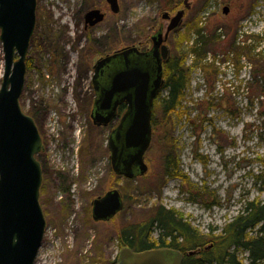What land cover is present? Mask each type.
Wrapping results in <instances>:
<instances>
[{
  "label": "rangeland",
  "instance_id": "1",
  "mask_svg": "<svg viewBox=\"0 0 264 264\" xmlns=\"http://www.w3.org/2000/svg\"><path fill=\"white\" fill-rule=\"evenodd\" d=\"M165 2L118 0L113 14L105 0H36L40 36L29 44L20 97L24 113L33 114V105L45 109L33 114L43 141L39 202L45 219L35 264H113L119 237L147 224L159 206L202 235H218L247 201L264 200V0H185L188 9L168 43L173 57L185 55L189 84L181 108L169 116L159 105L166 91L154 101L141 177L113 174L107 132L89 127L77 111L90 93L91 74L89 58L83 56V65L77 58L89 52L95 59L148 39L159 23L167 25L164 12L173 16L184 8V0H173L170 10ZM91 6L101 7L105 18L84 31L77 21ZM3 67L0 42V84ZM168 161L175 176L164 172ZM109 188L119 190L123 208L109 221H93L91 202ZM156 233L149 241L157 242ZM245 257L239 253L243 264Z\"/></svg>",
  "mask_w": 264,
  "mask_h": 264
},
{
  "label": "water",
  "instance_id": "2",
  "mask_svg": "<svg viewBox=\"0 0 264 264\" xmlns=\"http://www.w3.org/2000/svg\"><path fill=\"white\" fill-rule=\"evenodd\" d=\"M106 2L112 13L119 12L118 0ZM185 7L188 8V5L185 4ZM228 10L224 7L223 13H228ZM183 14V9L171 17L168 12L162 14L163 19H169L167 33L181 24ZM84 17L86 24L92 26L102 21L104 15L99 9H91ZM35 22L36 0H0V42L4 59L0 84V264H35L45 231L39 202L42 169L36 158L41 151L42 140L33 118L24 113L20 105L27 71L26 56ZM160 35L153 36V40L157 38L160 42ZM158 43L154 44V50ZM134 50V47L124 48L120 52L121 57ZM115 56L100 60L98 65ZM148 79L145 73L124 68L115 75L111 88L103 96L106 105H101L107 108L115 94L126 93L123 100L128 103L125 115L128 122L123 144L118 150L112 139L109 150L113 171L127 179L134 178L136 171L133 167L141 175L147 170L144 153L151 142L152 99L160 80L158 77L148 93ZM101 117L105 123L111 119L112 113ZM119 134H115L116 139ZM118 159H122V164ZM122 208L119 191L111 189L92 201L91 217L94 221H107ZM180 259L179 253L165 248L135 252L129 247H122L116 264H179Z\"/></svg>",
  "mask_w": 264,
  "mask_h": 264
},
{
  "label": "trees",
  "instance_id": "3",
  "mask_svg": "<svg viewBox=\"0 0 264 264\" xmlns=\"http://www.w3.org/2000/svg\"><path fill=\"white\" fill-rule=\"evenodd\" d=\"M164 9H173V0H165ZM39 25V24H38ZM37 25V28H38ZM35 32L32 38L40 32ZM31 38V40H32ZM30 40V41H31ZM200 42V38L196 40V45ZM32 44V42H31ZM185 55L178 53L165 65V83L163 90L166 95L160 101V109L164 116H169L181 108L184 92L189 84L190 67L186 68ZM29 62V61H28ZM27 62V67L30 64ZM33 114L41 115L45 109L40 105H34L32 109ZM31 110V111H32ZM29 114L35 121L36 115L33 116L32 112ZM41 157V152L36 156L37 160ZM166 159H170L167 157ZM42 171L44 166H42ZM170 163L166 162L164 172L167 176H175L173 171H169ZM60 179L67 180V178L58 173ZM258 178V176H256ZM264 182V177L261 178ZM155 227L160 231L163 236L157 239V242L166 241L169 234L175 236L182 235L184 242L182 243L184 251L195 250L198 247H203L206 243H212V249L203 251L198 255L190 254L186 256L184 264H243L239 258V253H246L247 264H264V200L263 201H247L238 215L224 225L218 235L213 234H200L195 228L183 220L173 209H165L164 207H157L153 216L149 219L147 224L142 227L133 226L130 231L124 232L119 237L121 245H129L134 250L140 248H150L154 243L149 241L146 233L150 231L151 227ZM133 229V230H132ZM212 231V228L210 229ZM255 232L254 235H251ZM161 243V244H162ZM115 260L112 261L114 264Z\"/></svg>",
  "mask_w": 264,
  "mask_h": 264
},
{
  "label": "flooded vegetation",
  "instance_id": "4",
  "mask_svg": "<svg viewBox=\"0 0 264 264\" xmlns=\"http://www.w3.org/2000/svg\"><path fill=\"white\" fill-rule=\"evenodd\" d=\"M105 2H106V0H105ZM107 5H108V3H107ZM108 7H109V5H108ZM184 8H183V10L185 12V10L188 9L185 7V4H184ZM91 9H99L104 15L103 20L105 18V12L102 11L101 7H99V6L98 7L97 6H91V8L87 7V9L83 12V14L81 16H79V21H77L78 23H80L82 25V29L84 31L91 30L93 27H95L97 24H99L100 22L103 21L102 20V21H100V22H98L92 26H90L89 24H86L84 16H85V13ZM113 14H117V13H113ZM76 19H75V21H76ZM164 21H166L167 25L164 26L163 23H159L158 27L148 37V39H145V38L144 39H142V38L137 39L136 44L127 45V46H124L121 48H115L113 50H110V51L104 53L103 55L98 56L95 59L93 58L94 56H92V54L91 55L89 54V52H87L85 55H82L81 57L77 58V63H79L81 65L85 64L83 62L84 61L83 56H87L89 58V64H90V68H91L90 73L91 74L89 76L90 93L83 95V97L81 99L82 101H80V103L76 109H77V111H80V112L82 111L83 115L86 117L87 123L90 125L89 127L96 130L98 133L100 131L101 132H103V131L107 132L106 147H107V150L109 153L107 161L109 163V166H110L113 174L116 175L117 177H121L124 179H126V178L122 174L119 175L113 171V166H112L111 159H110L109 142H110V140L114 139L115 146H117L118 150L119 149L121 150V147L123 144V133L125 131V128L127 127V122H128V120L125 119V115L128 111V103H126L123 100L124 97H126V93L115 94L112 97L111 101H109V104L107 103L108 104L107 108H104V107L102 108V106H101V105H106L104 103L103 96L106 95V92L111 88V83H112L115 75L118 72H120L121 70H124V68H126V67L134 68V69L148 75V78H149L148 79V93L154 88L155 82L160 79L158 81L159 87L156 90V94L152 99V106H151L150 123H151V132H153V124H152V121H153V104H154V101L157 99V97L161 94V92L163 91V88H164L165 65L169 61H172V59H173V55L171 54V49H170V44L168 43V39H169V35L171 33H173L174 31H176L179 27L178 26L177 28H175V29H173L167 33L166 28L168 26L169 19H164ZM35 25H36V22H35ZM159 33L161 34L159 37L160 42L157 40V38L154 41L153 36H155L156 34H159ZM90 42H92V39L90 40ZM157 43H158V46H157L156 50H154V47L157 45ZM154 44H155V46H154ZM127 47H134L135 50L132 51L130 54H128V56L121 57L123 55L120 52L124 48H127ZM114 54L116 55L115 57H112L108 60L106 59L107 61L105 60V62L98 65V62L100 60L107 58L109 56H112ZM66 58H67V56H66ZM28 60L29 59L26 60V68H27ZM83 74L87 75V72H83ZM158 77H159V79H158ZM40 78H41V76H40ZM131 93L133 94V91H131ZM113 106H115V107H113ZM33 108H34V105L31 107V109H33ZM109 113H112V117L110 120H108L107 122L104 123V121L102 120L103 117H101V116H106ZM117 132L120 133L118 139L115 138V134ZM42 149H43V141H42V148H41L40 152H42ZM124 157H125V153L123 154L122 158H124ZM118 161L122 164V159H118ZM39 163H40V165L42 164V166H44V164H43L44 161H42V159H39ZM144 163H145V159H144ZM146 166H147V164H146ZM41 169H42V167H41ZM133 170L136 171L134 179L136 177H141L142 175L145 174V173L142 175L139 174L136 167H133ZM42 177H43V175H42ZM111 189L109 188L108 190H111ZM108 190H106L105 192H107ZM103 194L97 195L96 198L99 196H102ZM120 195H121V193H120ZM121 198L123 201L122 195H121ZM91 209H92V202H91ZM107 221H109V220H107ZM102 222H106V221H102ZM150 230L152 231V233H153V231H158V233H156L157 239L158 238L160 239L161 237H163L160 235V231L157 230L155 227L152 226L150 228ZM151 231H148V233H146L147 237L150 236ZM183 242H184V237L182 235L177 237L173 233V234H169L166 237V241H163V243L159 242V241L156 243L151 241V243H154V246H152L150 248H140L137 251V250H134L133 247H130L127 244V245H122L120 247V249L122 247H129L135 252H141V251H145V250H149V249L165 248V249L171 250L172 252L179 253L181 256L179 264H184L185 260H186V256L188 255V253L190 251L182 250V248H183L182 243ZM212 247H213L212 243L209 242L208 245H206V246H203L201 248L198 247L195 250H192V254L198 255L201 252V250L209 251L212 249ZM114 260H116V259H114ZM114 264H116V263H114Z\"/></svg>",
  "mask_w": 264,
  "mask_h": 264
}]
</instances>
